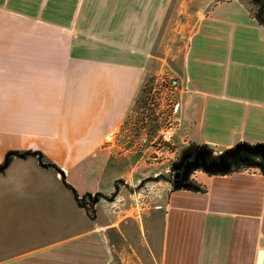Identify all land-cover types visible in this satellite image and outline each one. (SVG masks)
Listing matches in <instances>:
<instances>
[{"label": "crops", "instance_id": "obj_1", "mask_svg": "<svg viewBox=\"0 0 264 264\" xmlns=\"http://www.w3.org/2000/svg\"><path fill=\"white\" fill-rule=\"evenodd\" d=\"M189 3L179 160L264 144V24L245 0H0V264H264V164L197 168L194 190L112 142ZM86 193L104 195L93 218Z\"/></svg>", "mask_w": 264, "mask_h": 264}, {"label": "rangeland", "instance_id": "obj_2", "mask_svg": "<svg viewBox=\"0 0 264 264\" xmlns=\"http://www.w3.org/2000/svg\"><path fill=\"white\" fill-rule=\"evenodd\" d=\"M245 1L254 9L250 0ZM194 7L195 6L192 3L184 4V7L181 8L183 9L182 12H175L174 15H171L172 17L169 16V21L165 28V30L167 29L166 35L168 39L166 49L167 54H164L165 56L163 57L166 60L167 68L165 65L162 71H153L145 78L135 105L123 124L120 133L121 140L129 139L132 136L137 137L141 132V129H144V131L150 135H154L160 125L164 122L165 115L159 110L157 104H153L148 100L150 88L152 87V84L154 85V83H157L156 81H161L162 77L168 78L170 76H176L175 71L181 64L182 51L186 37L196 19V13L193 9ZM156 85L159 84L157 83ZM220 154L214 155L212 152L208 151V156L211 158L218 157ZM181 161L182 159L179 160V158H177V163L174 167H180ZM172 174L173 173L169 171L165 173L163 178L171 180Z\"/></svg>", "mask_w": 264, "mask_h": 264}, {"label": "built area", "instance_id": "obj_3", "mask_svg": "<svg viewBox=\"0 0 264 264\" xmlns=\"http://www.w3.org/2000/svg\"><path fill=\"white\" fill-rule=\"evenodd\" d=\"M156 82L159 85L152 84L148 100L157 104L159 110L165 115L164 122L157 132L150 135L141 129L137 137L132 136L126 140L113 137L112 142L115 144L117 153L125 156L139 155L146 164L165 165V172L173 173L178 158L174 135L179 123L180 82L177 76L162 77L161 81Z\"/></svg>", "mask_w": 264, "mask_h": 264}, {"label": "water", "instance_id": "obj_4", "mask_svg": "<svg viewBox=\"0 0 264 264\" xmlns=\"http://www.w3.org/2000/svg\"><path fill=\"white\" fill-rule=\"evenodd\" d=\"M242 151L250 154L260 153L264 161V144L251 145L248 143H238L232 149H228L224 151L222 154H220L219 159H209L207 157L206 149L199 148L197 149V151H195L192 158L188 159L185 162L182 172L176 174V175L182 174V179H181L182 181L179 182V184H175V186L180 185L181 187H189L190 183L187 182V175L189 174L190 170L193 168L195 169L200 167L204 171H213V172H224L228 170L230 167L229 158L237 157L239 153ZM11 153L12 152H9L5 156L3 163L0 165V170H2L7 165L8 158ZM14 154L19 156H24L27 153L14 152ZM60 173L62 174L61 170ZM173 182H177V181H173ZM95 199H97V197H95Z\"/></svg>", "mask_w": 264, "mask_h": 264}, {"label": "trees", "instance_id": "obj_5", "mask_svg": "<svg viewBox=\"0 0 264 264\" xmlns=\"http://www.w3.org/2000/svg\"><path fill=\"white\" fill-rule=\"evenodd\" d=\"M250 3L254 6V15L256 16L257 20L264 24V0H250ZM29 154H35L38 156L39 160H42V156L40 152H28ZM263 160L259 153L250 154L247 152H241L238 157V162L233 164V167H243V166H249V165H257L260 168L263 166ZM51 166L57 168L53 163L50 164ZM230 170V169H229ZM163 178V176L159 177ZM70 188H72L70 186ZM194 190H201L200 186L190 183L189 187ZM114 193H112L110 196H113ZM98 196H104L102 194L96 193L94 196H92L90 193H86L81 197L75 196V199L79 206L83 207L89 217L93 218L95 215V209H94V198Z\"/></svg>", "mask_w": 264, "mask_h": 264}, {"label": "flooded vegetation", "instance_id": "obj_6", "mask_svg": "<svg viewBox=\"0 0 264 264\" xmlns=\"http://www.w3.org/2000/svg\"><path fill=\"white\" fill-rule=\"evenodd\" d=\"M241 153V152H240ZM239 153V154H240ZM260 154V153H259ZM193 156V155H192ZM192 156H190V157H188V158H184V159H182V161H181V165H180V167H178V168H174V170H173V174H172V181H177V182H173V184L175 185V184H179V182H181L182 180V174H179V175H176L177 173H181L182 172V170H183V166H184V164H185V162L188 160V159H191L192 158ZM261 156V155H260ZM207 157L209 158V159H219V156L218 157H213V158H211V157H209L208 156V154H207ZM238 157H239V155L237 156V157H234V158H229V162H230V165H233V164H235L236 163V161L238 160ZM262 158V157H261ZM263 160V159H262ZM263 163H264V161H263ZM200 168V167H199ZM195 169H197V168H195ZM194 168L193 169H191L190 170V172H189V174L187 175V182H189L190 183V178H191V175H192V173H193V171L195 170Z\"/></svg>", "mask_w": 264, "mask_h": 264}]
</instances>
